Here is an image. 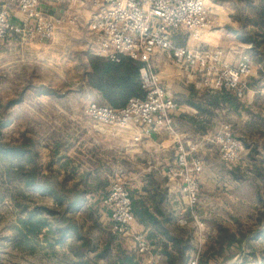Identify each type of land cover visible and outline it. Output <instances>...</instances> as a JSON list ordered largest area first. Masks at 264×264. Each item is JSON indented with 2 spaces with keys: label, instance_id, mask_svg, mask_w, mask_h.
I'll use <instances>...</instances> for the list:
<instances>
[{
  "label": "crops",
  "instance_id": "obj_1",
  "mask_svg": "<svg viewBox=\"0 0 264 264\" xmlns=\"http://www.w3.org/2000/svg\"><path fill=\"white\" fill-rule=\"evenodd\" d=\"M206 1L214 0H204L205 4ZM218 1L228 6L224 11L227 20L219 27L221 45L213 47L224 51L223 61L230 66L235 65L239 55L253 54L254 74L247 81L243 96L237 98L239 107L233 110L224 103L211 106L209 97L215 93L199 84L184 88L183 84L180 87V81L172 85L167 79H161L177 104L172 119L176 131L185 137V148L216 128L219 125L216 117L223 114L235 120L240 152L247 156L252 172L249 177L230 175L215 148L206 146L198 151L204 166L196 176L201 194L199 210L226 212L238 228L237 233L244 228L245 218L249 222L246 225L257 227L244 240L236 232L226 230L240 239L239 246H229L222 234L213 231L214 241L201 251L198 264H249L252 259L256 261L252 264H264V178L261 181L264 177V120L261 118L264 117L256 108L257 83H264V44L254 43L260 40L255 35L256 26L231 20L253 18L256 11L250 12V8L255 6V0H248L247 5L243 0ZM235 1L239 3L237 9H231ZM2 10L9 13L11 21L19 19L16 0H0ZM215 15L218 16L210 11L209 16ZM257 15L263 17L264 11ZM251 30L255 31L250 33ZM261 30L259 36H264V29ZM19 41L14 36L0 42V96L22 99L30 95L46 96L45 91L40 93L26 87L36 81L37 69H46L45 60L51 58L47 44ZM252 79L256 80L255 84H250ZM53 111L44 119L35 113L42 120L38 128H43L45 133L30 135V145L24 146L39 168L38 185L26 191L22 183L18 190L30 199L29 232L20 224L23 219L16 220L14 231L0 242H6L12 250V264H183L188 255L196 252V226L191 220L185 227L177 224L188 213L178 187L166 179V167L178 153L170 136L145 135L142 129L102 128L86 116L85 121L69 122L66 105L55 106ZM79 113L84 115L83 111ZM41 143L44 148L38 146ZM119 172L128 177L134 205L131 232L144 236L150 248L146 254H138L130 238L116 235L111 212L103 204L110 179ZM232 210L238 211L237 216H242L243 221L231 216ZM233 247L237 249L236 254L228 257L226 251ZM7 254L0 251V264L10 262Z\"/></svg>",
  "mask_w": 264,
  "mask_h": 264
},
{
  "label": "built area",
  "instance_id": "obj_2",
  "mask_svg": "<svg viewBox=\"0 0 264 264\" xmlns=\"http://www.w3.org/2000/svg\"><path fill=\"white\" fill-rule=\"evenodd\" d=\"M59 1L16 0L19 19L15 22L6 10L0 11V42L15 36L23 44L46 43L65 26H76L81 20L79 10L88 8L90 55L111 63L123 58L137 63L142 95L131 98L121 109L90 103L84 108V115L102 128L142 129L145 135L170 136L178 153L166 167V179L178 187L188 213L177 224L185 227L191 220L202 230L203 223L197 215L200 194L196 176L203 170V161L197 153L209 146L217 150L223 164L239 167L243 161L240 144L231 127L223 125L218 133L205 134L185 148V137L176 131L172 119L177 105L157 71L171 64L183 85L199 84L210 93L224 89L241 98L254 74L251 57L241 54L230 66L223 61L222 49L199 41L210 24L204 0H68L75 8L70 7L71 12L65 15L49 17L41 11V3ZM180 35L186 37L184 46L175 43ZM103 204L111 212L116 235L130 238L138 254L148 253L144 236L131 232L132 201L127 181L120 173L112 177ZM199 254L197 250L188 255L183 264H198Z\"/></svg>",
  "mask_w": 264,
  "mask_h": 264
},
{
  "label": "rangeland",
  "instance_id": "obj_3",
  "mask_svg": "<svg viewBox=\"0 0 264 264\" xmlns=\"http://www.w3.org/2000/svg\"><path fill=\"white\" fill-rule=\"evenodd\" d=\"M216 1L214 0L211 3H208L206 1L205 5L206 7H208L207 12L210 24L209 27L199 36V41L205 43L208 46H216L218 44L221 45L219 27L222 26L223 22L227 20L224 16L225 8H228L227 4L223 6L221 3H216ZM243 1L246 5L248 4V0ZM255 1V6L250 8V12L251 9H255L253 11H256V15L253 18H234L231 20L239 23H245V21H247L248 24L252 25L253 27L256 26V31L258 32H255V35L256 37H260V40H254V43L258 42L257 44H264V36H259V32L262 31L261 28L264 29V16L261 17L257 15L261 11H264V2H260L259 0ZM238 4L239 3L235 1L234 4H231L230 8L237 9L236 6ZM70 7L71 5L68 0H61L51 5L47 3H41L40 5L41 11L49 17L65 15L66 13L71 12V10H69ZM71 8L74 9L75 7ZM87 9L88 8L79 10L81 20L76 26H65L64 28L57 31L51 41L45 43L47 44V52L51 58L45 60V70L37 69L36 81L29 83V86H27L26 84V89H29L31 91L37 90L39 92L41 91L42 93L45 91L47 95H39L34 97L30 95L25 99H22L21 97L10 96L4 98L0 96V148H23L25 145H30V135L36 133H38L39 135H44L45 130L43 128H38V122L42 120L37 118L35 113H37L39 117L44 119L46 118V116H49L54 112L53 109L55 108V106L66 105L69 108V122H75L78 120L85 121V115L80 114V111H84V108L90 103L98 105L104 104L99 98L94 95L95 92L92 91L87 85V76L90 73V67L88 63L89 58L91 57V50L89 49V45L92 42L86 26V21L89 17ZM210 11L216 13L218 16H209ZM252 31L255 30H251L250 33ZM226 39H224V41L228 40ZM186 41L187 40L185 35H180L176 38L175 43L177 46H184L186 44ZM250 45L254 46L253 43H251ZM262 49L264 51V48ZM253 51L255 50H252V52ZM249 56L253 61V54H250ZM168 65L169 66H167L165 69L161 67L158 71H156L160 73L161 78L167 79L172 85H177L176 82L179 81L178 79L180 74L178 72L176 73L173 65ZM255 79H252L250 81V84H255ZM263 84L264 83L261 82L257 83L258 97L256 100V108L258 109V113L262 117H264ZM189 85L190 84H187V86L185 85L184 88L189 87ZM181 86L182 83L180 87ZM60 95L63 96L60 97ZM19 102H22V104L19 105ZM17 104L19 105V107L17 106L16 108ZM216 119L219 121V125H217L216 128L209 130L207 134L218 133L223 125H229L232 129L233 135L238 140L239 130L234 125L235 120L228 118V116L225 117L223 116V114H221L219 117H216ZM36 120L38 121L36 122ZM261 120L264 119L261 118ZM38 146L44 148V145L42 143ZM215 152L218 156L217 150H215ZM246 157L243 155V161L239 167H230L223 163L222 164L225 165L224 167H226L225 169L230 175L238 176L240 174L249 177L250 175H252V172ZM23 164L25 165V163H22V165ZM136 164L137 163L135 162L133 165L135 166ZM18 165L19 163L17 161H14L13 158L8 154H3V152L0 150V242L3 241L1 239L4 236L7 237L11 234V232L14 231L16 220L28 218L30 199L28 198L27 194L18 192L19 186H21L22 184V180L18 175ZM120 174L127 181V188L130 193V189L128 186V177H125L123 172ZM263 178L264 177H262L261 181L263 180ZM262 189L264 192L263 187ZM245 195L247 194L245 193ZM33 198L34 197L31 198V201ZM199 207L197 210V215L200 223H203V229L198 230L196 228L197 231L195 247L196 251L199 250L200 253L204 248L213 243L215 238L214 234H212L213 231L219 232L220 229H223L230 231L231 233L236 232L235 234H237L239 238L243 239V237L246 238L253 234L252 231H255V228H257L256 226L251 224L246 225V223H249L247 219L245 218L243 221L242 216H237V213L239 212L236 210H232L230 215L236 217L238 221L244 222V228L241 229V232H238L240 234H238V228L234 225L233 221L226 212L215 210L212 213H210L209 211L203 213L201 209L199 210ZM261 247L262 246L258 247V249H260ZM0 251L9 253L7 254V259L10 260L11 263L6 262V264H12V250L7 247L6 242L0 243ZM236 251L237 249L233 247L226 251V255L230 257L233 254H236ZM21 261L23 262V260ZM255 262L256 261L252 259L249 264Z\"/></svg>",
  "mask_w": 264,
  "mask_h": 264
},
{
  "label": "trees",
  "instance_id": "obj_4",
  "mask_svg": "<svg viewBox=\"0 0 264 264\" xmlns=\"http://www.w3.org/2000/svg\"><path fill=\"white\" fill-rule=\"evenodd\" d=\"M88 64L90 73L87 76V85L99 96L101 102L104 103L102 105L112 109H121L126 106L128 100L142 95L138 73L139 65L137 63L126 58H123L119 63H111L91 56ZM209 103L214 107L224 103L229 105L233 110L239 107L237 97L224 89L210 96ZM198 108L202 110L203 113L206 112L202 107ZM0 150L3 154H8L14 161L19 163L18 175L26 191H28L30 187L38 185L36 174L39 168L33 162L29 152L26 151L24 147L11 149L0 148ZM22 163H25V165H22ZM133 209L134 205L132 202V210ZM28 219L29 216L26 219L19 220L20 224L26 230V233L29 232L28 228L30 224ZM34 228L35 227L32 229ZM219 233L223 235L222 239L226 240L229 246L233 244L239 246L241 244L240 239H237L234 234H230L223 229H220Z\"/></svg>",
  "mask_w": 264,
  "mask_h": 264
}]
</instances>
